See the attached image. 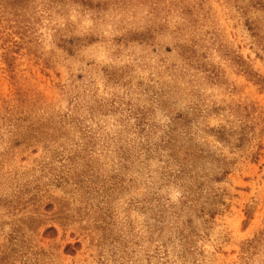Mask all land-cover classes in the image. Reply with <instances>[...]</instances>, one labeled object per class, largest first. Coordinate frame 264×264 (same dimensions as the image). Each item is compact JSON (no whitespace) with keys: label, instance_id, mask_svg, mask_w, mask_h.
<instances>
[{"label":"rangeland","instance_id":"rangeland-1","mask_svg":"<svg viewBox=\"0 0 264 264\" xmlns=\"http://www.w3.org/2000/svg\"><path fill=\"white\" fill-rule=\"evenodd\" d=\"M0 264H264V0H0Z\"/></svg>","mask_w":264,"mask_h":264}]
</instances>
